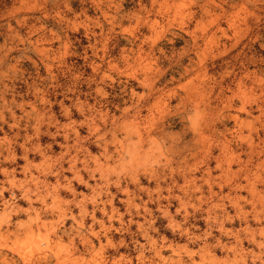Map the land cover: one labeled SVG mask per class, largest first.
<instances>
[{"label": "clouds", "instance_id": "obj_1", "mask_svg": "<svg viewBox=\"0 0 264 264\" xmlns=\"http://www.w3.org/2000/svg\"><path fill=\"white\" fill-rule=\"evenodd\" d=\"M0 264H264V0H0Z\"/></svg>", "mask_w": 264, "mask_h": 264}]
</instances>
